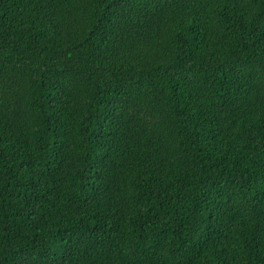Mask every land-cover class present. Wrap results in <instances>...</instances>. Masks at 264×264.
Instances as JSON below:
<instances>
[{
	"label": "trees",
	"instance_id": "trees-1",
	"mask_svg": "<svg viewBox=\"0 0 264 264\" xmlns=\"http://www.w3.org/2000/svg\"><path fill=\"white\" fill-rule=\"evenodd\" d=\"M0 264H264V0H0Z\"/></svg>",
	"mask_w": 264,
	"mask_h": 264
}]
</instances>
